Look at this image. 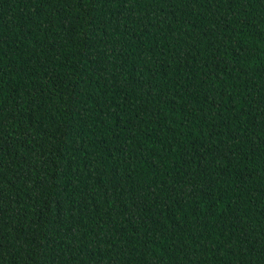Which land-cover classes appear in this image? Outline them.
<instances>
[{
	"label": "trees",
	"instance_id": "1",
	"mask_svg": "<svg viewBox=\"0 0 264 264\" xmlns=\"http://www.w3.org/2000/svg\"><path fill=\"white\" fill-rule=\"evenodd\" d=\"M0 264H264V0H0Z\"/></svg>",
	"mask_w": 264,
	"mask_h": 264
}]
</instances>
